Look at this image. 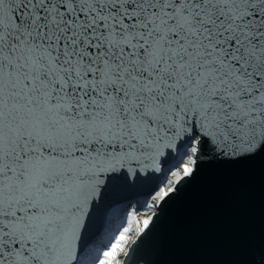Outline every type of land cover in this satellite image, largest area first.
Wrapping results in <instances>:
<instances>
[{"label":"snow or ice","instance_id":"6c2138e0","mask_svg":"<svg viewBox=\"0 0 264 264\" xmlns=\"http://www.w3.org/2000/svg\"><path fill=\"white\" fill-rule=\"evenodd\" d=\"M0 264H264V0H0Z\"/></svg>","mask_w":264,"mask_h":264},{"label":"water","instance_id":"95a60500","mask_svg":"<svg viewBox=\"0 0 264 264\" xmlns=\"http://www.w3.org/2000/svg\"><path fill=\"white\" fill-rule=\"evenodd\" d=\"M226 222L227 210L223 206L211 201L202 209L199 219L194 221L195 226L209 234L222 230Z\"/></svg>","mask_w":264,"mask_h":264}]
</instances>
